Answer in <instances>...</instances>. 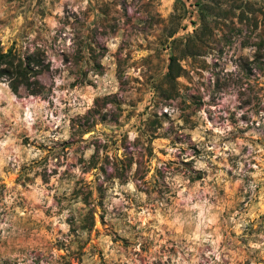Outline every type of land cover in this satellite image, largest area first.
Segmentation results:
<instances>
[{
	"label": "rangeland",
	"instance_id": "374dc122",
	"mask_svg": "<svg viewBox=\"0 0 264 264\" xmlns=\"http://www.w3.org/2000/svg\"><path fill=\"white\" fill-rule=\"evenodd\" d=\"M0 42L49 64L0 78V264H264V0H0Z\"/></svg>",
	"mask_w": 264,
	"mask_h": 264
},
{
	"label": "trees",
	"instance_id": "16d2710c",
	"mask_svg": "<svg viewBox=\"0 0 264 264\" xmlns=\"http://www.w3.org/2000/svg\"><path fill=\"white\" fill-rule=\"evenodd\" d=\"M45 52L37 49L31 53L20 54L13 47L4 50L0 42V78L8 81L14 93H18L21 87L32 95H41L44 85L39 76L49 68L45 62ZM168 76L176 78L182 74V68H175L176 59L171 57Z\"/></svg>",
	"mask_w": 264,
	"mask_h": 264
}]
</instances>
